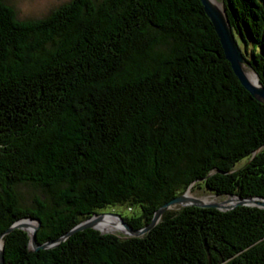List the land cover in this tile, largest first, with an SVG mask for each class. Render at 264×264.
Here are the masks:
<instances>
[{"label":"trees","instance_id":"1","mask_svg":"<svg viewBox=\"0 0 264 264\" xmlns=\"http://www.w3.org/2000/svg\"><path fill=\"white\" fill-rule=\"evenodd\" d=\"M264 86V0H224ZM242 163L241 165H239ZM239 165V166H238ZM43 195L30 207L17 188ZM264 198V105L240 84L199 0H69L20 20L0 0L4 264H264V209L166 210L140 237L75 232L107 208L135 230L194 187ZM31 227V226H30Z\"/></svg>","mask_w":264,"mask_h":264},{"label":"water","instance_id":"2","mask_svg":"<svg viewBox=\"0 0 264 264\" xmlns=\"http://www.w3.org/2000/svg\"><path fill=\"white\" fill-rule=\"evenodd\" d=\"M203 6L205 15L209 18L214 31L219 39L221 44L224 58L230 64L231 69L242 85V87L258 102L264 105V86L261 84L258 75L253 71L249 60L246 59L244 54L242 53L238 42L233 34L232 28L229 23L228 15L226 13V9L224 6V0H199ZM250 70L253 72L256 81L252 82L246 76V70ZM186 192L175 197L170 200L163 206H161L153 215L151 222L140 230H135L131 226H129L120 215L113 213H101V214H93L88 219L84 220L67 233H65L61 238L52 242H46L42 245H39L36 240V230L40 226L39 220L35 219H21L12 224L6 231L5 234L10 233L14 229L24 230L29 235V248L30 250L37 252L38 250L50 249L57 246L60 242L67 239L70 235L74 234L78 231H83L85 229H95L98 230L101 234H111L109 232H103L99 227V222L103 221L105 217H114L118 221V223L122 226L123 234L126 237H140L144 233L151 230L160 220L162 214L171 209L172 206H195L198 208H213L220 211H230L235 207L239 206H248V207H256L259 209H264V198L259 197H249V198H239V197H231L228 206H225L226 202L221 203H205L200 199L188 197ZM33 220L36 222V225L32 226L31 230H27L25 227V223L23 221ZM3 246L0 244V264H4L3 261Z\"/></svg>","mask_w":264,"mask_h":264},{"label":"rangeland","instance_id":"3","mask_svg":"<svg viewBox=\"0 0 264 264\" xmlns=\"http://www.w3.org/2000/svg\"><path fill=\"white\" fill-rule=\"evenodd\" d=\"M68 1L69 0H4V2L6 4L12 6L15 9L16 14H17V18L20 20L43 18V17L47 16L55 8H57L58 6L66 3ZM236 40L238 42L239 37H236ZM245 70L251 72L250 70H247V69H245ZM251 73H253V72H251ZM241 164L242 163H240L239 165H241ZM17 192H18L21 204L25 207H30L32 205V200L34 197H36V196L42 197V195H43V193L39 189H36L29 184L20 185L17 188ZM187 193H186V195H187ZM189 193H190V196L187 195L188 197L200 199L205 203L226 202L225 206L229 205V202H227V201L230 200V198H231L229 196L217 197L213 193L208 191L206 188H203V187L197 188L196 186L192 190H190ZM205 197L213 198L215 201H206L204 199ZM177 208H180V206L176 205V206L171 207V209H177ZM139 212H140V210L137 207H133V209H130L127 207V205H116V206L105 208L101 213H113V214H117V215H120L123 217H131V216H136L137 214H139ZM106 218H112L115 221H117L116 218H114V217H105V219ZM23 222L24 223L29 222L31 225V228L33 225L34 226L36 225V222L33 220H26ZM25 226H26V224H25ZM25 228L29 231L31 230V229H28L27 227H25ZM109 233L114 234V235H118L119 237H126L123 234L122 230L120 233H112V232H109Z\"/></svg>","mask_w":264,"mask_h":264},{"label":"bare ground","instance_id":"4","mask_svg":"<svg viewBox=\"0 0 264 264\" xmlns=\"http://www.w3.org/2000/svg\"><path fill=\"white\" fill-rule=\"evenodd\" d=\"M213 1H215V0H213ZM245 74L249 78V80H251L252 82H255L256 81V78H255V76H254L253 73H251L249 71H246ZM189 192H190V190L187 193L188 196H190V193ZM204 199L206 201H215L213 198H208V197H205ZM25 224H26V227L28 229H31V227H30L31 225H30L29 222H27ZM98 227L103 232L120 233L121 230H122V226L117 221H115L112 218H106L105 220L99 222Z\"/></svg>","mask_w":264,"mask_h":264}]
</instances>
